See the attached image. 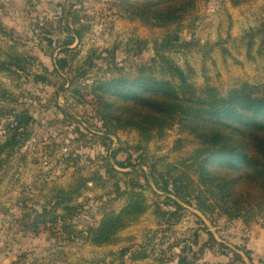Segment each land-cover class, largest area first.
Here are the masks:
<instances>
[{
    "label": "rangeland",
    "instance_id": "rangeland-1",
    "mask_svg": "<svg viewBox=\"0 0 264 264\" xmlns=\"http://www.w3.org/2000/svg\"><path fill=\"white\" fill-rule=\"evenodd\" d=\"M195 1L164 27L155 18L166 0H0V144L18 114L32 118L24 147L0 155V264H264V214L246 222L196 207L208 194L186 168L194 136L176 124L150 140L108 132L91 96L161 56L220 99L264 87V0ZM54 214L65 218L51 226ZM62 224L68 234L101 230L99 240L68 242Z\"/></svg>",
    "mask_w": 264,
    "mask_h": 264
},
{
    "label": "trees",
    "instance_id": "trees-1",
    "mask_svg": "<svg viewBox=\"0 0 264 264\" xmlns=\"http://www.w3.org/2000/svg\"><path fill=\"white\" fill-rule=\"evenodd\" d=\"M164 0H157L156 6ZM168 6L158 11L156 21H163L164 27L179 22L195 8V0H166ZM166 44V43H165ZM162 47H165L164 44ZM67 51H64L66 53ZM11 64L14 71L21 69V61L16 57ZM63 59H58L57 63ZM152 67L147 70L140 67L135 78H119L106 83H98L91 88V96L98 104L97 112L101 116L108 132L124 128H133L139 137L150 140L154 133L169 129L174 124L182 134L192 135L199 141L198 153L191 159L189 167L195 166L199 171V181L208 196L206 202L196 204L204 214L217 213L219 217L229 220H255L264 214V87H242L231 91L226 98L220 99L211 89L194 90L186 77L176 71V67L168 58L161 56L151 61ZM170 77L168 80L155 77L153 67ZM0 71H5L0 63ZM85 77V76H84ZM83 75L71 79V86L83 80ZM36 83H43V78L33 76ZM106 95L111 99H105ZM88 95H82L77 101L86 103ZM102 109L114 107L109 113ZM9 127V137L0 144V155L13 151L15 147L26 144L29 140L27 128L32 122L27 112L18 114ZM22 136L23 139L18 140ZM220 180L215 187L214 181ZM93 181L87 179L84 183ZM173 183L180 179H173ZM192 183V182H190ZM167 185L168 181L164 180ZM136 185L132 186L135 187ZM185 191V189H184ZM180 199L188 203L185 196ZM59 198H62L59 195ZM71 196L68 202H71ZM64 204L58 202L50 210ZM179 209V206L176 205ZM74 209L65 207L64 211ZM47 212L46 210H44ZM177 212V210L175 211ZM175 214V213H173ZM41 218V216H39ZM64 215L50 217L54 226L62 223ZM62 232L66 233L68 242L78 238L92 240L97 243L99 231L89 236L86 232L68 234L62 224ZM114 230H112L113 232ZM109 231L103 236H108ZM210 236V235H209ZM211 237V236H210ZM212 239V237H211ZM218 247H221L220 245ZM222 255H226L221 252ZM248 254V252H246Z\"/></svg>",
    "mask_w": 264,
    "mask_h": 264
}]
</instances>
